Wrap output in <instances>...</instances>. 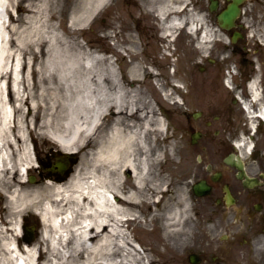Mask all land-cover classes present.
I'll return each instance as SVG.
<instances>
[{
  "label": "bare ground",
  "instance_id": "obj_1",
  "mask_svg": "<svg viewBox=\"0 0 264 264\" xmlns=\"http://www.w3.org/2000/svg\"><path fill=\"white\" fill-rule=\"evenodd\" d=\"M50 1L39 0L31 19L33 30L25 29L23 39L14 37L18 28L12 22L0 21V197L6 198L2 209L24 216L34 208L41 212L43 222L41 240L23 246L22 231L14 230L5 216L0 225V264H153L151 255L142 254L141 244L130 238L126 227L129 217L134 226H147L161 218L152 212L162 183L154 181L149 153L153 125L162 129L165 124L159 117L153 121L151 104L148 111L140 107L147 98L143 76L159 83V73L153 67H141L138 54L132 67H125L123 77L111 57H106V67H92L89 62L101 61L95 52L82 46L76 49L75 41L68 46V38L48 31ZM109 1L81 0L71 26H86ZM159 1L160 17L168 22L165 31L173 34L185 27L184 18L168 19L169 12L176 11L173 0ZM14 5L15 0H0V15L5 12L14 20ZM188 22L190 31L202 34L201 42L210 39L203 30L204 19L194 14ZM252 31L253 42L264 46V27ZM130 45L137 46L136 42ZM28 53L35 59L48 54L45 66L17 67L21 55ZM252 95L246 107L254 127L257 120H264L257 83ZM25 106L30 107L28 115ZM251 108H258L254 112L259 116ZM41 116L45 133L66 155L82 153V159L66 180L47 172L44 177L56 180L35 187L22 178L34 167L28 133ZM102 119L107 121L105 135L96 151L89 152ZM248 141L244 137L237 142L238 150H249Z\"/></svg>",
  "mask_w": 264,
  "mask_h": 264
},
{
  "label": "rangeland",
  "instance_id": "obj_2",
  "mask_svg": "<svg viewBox=\"0 0 264 264\" xmlns=\"http://www.w3.org/2000/svg\"><path fill=\"white\" fill-rule=\"evenodd\" d=\"M194 1L190 0L192 10L189 11V19L192 11L195 10ZM199 1L203 9V12L199 13V17L204 19L203 30L206 29L210 36L206 42H201L202 34L197 36L189 30L191 25H188V28L175 29L174 33L168 36H160L156 26L153 36L144 30L143 32L137 31L134 28L137 21L133 14L136 13L134 0H110L106 6L109 8H101L89 24L76 29L71 26V22L78 15L81 0L50 1L48 31L52 33L55 30L61 36L68 38V41H71L67 43L68 46L71 43L73 46L75 41L76 49L82 46L95 52L98 57H101V61L92 60L89 62L92 67H106L105 59L111 57L123 77L127 72L125 67H132L134 59L138 56L141 67H153V70L159 73V83L155 80L152 83L146 76H143L142 90L147 98L140 107L143 105L141 108H147L144 110L148 111L151 104L153 121L154 118L159 117L165 124L162 129L153 125L149 153L154 181L162 183L160 187L162 194L155 199L156 203L153 205L152 212L161 218L147 226L128 224L129 228L132 227V233L128 231L131 237H134L136 243L144 247L145 252L142 251V254L151 255L153 264H191L189 255L192 253H201L211 257L208 260L209 263L203 262L202 264H216L212 257H214L218 231L213 221L200 217L196 213L195 201L190 190L192 183L189 180L197 161L196 154L190 152L191 133L193 132L191 128L193 123L189 117L191 113L200 110L206 116L224 114L225 119L233 108L232 101H236L235 110L232 112L236 122L232 124L239 127V133L235 134L236 136L233 135L235 137L231 143L234 144L236 140H240V137L245 135L248 136V143L256 145L254 149L264 154V123L261 122L256 128L253 127L250 117L242 107L250 103L246 85L252 78H256L259 80L262 92L261 109L264 110V46L262 43L256 44L258 41L253 42L251 38L252 30H260L264 27V0H247L243 3L241 15L231 30L220 28L216 19L217 15L227 7L229 3L227 0H217L219 7L216 9L213 8L210 0ZM29 5L32 7H28ZM38 5L39 0H15L14 20L4 12L0 15V21H5L7 24L12 22L18 28L14 37L23 39L25 29L33 30L31 19ZM210 9L215 11L212 13ZM210 14L216 23H211ZM141 26H144V23ZM235 33L240 34L237 40L233 37ZM165 37H169L167 41L169 50L165 52L167 55L164 54L167 39ZM135 42L137 46L130 45ZM61 43L64 47V42L61 41ZM47 58L48 54L40 55L38 59L30 53L23 54L21 55L22 62L17 67H44ZM24 61H27V64ZM231 69L236 71L234 78L230 76ZM30 79L32 80V77ZM230 80H232L231 89L226 86ZM135 86H138V83ZM128 87L133 86L128 84ZM38 92V88H34V93L38 94ZM237 99L242 102L240 103ZM29 110L30 107L25 106L24 113L28 115ZM43 121V116L39 117L35 121L36 125L29 130V148L34 167L22 178L30 186L35 187L56 180L53 176H49L50 178L44 176L47 168H51L56 162V157L64 152L45 133L46 130L41 128ZM106 124L107 121L102 119L98 133L94 136L98 138L90 143L89 152L96 151L98 148L100 137L105 135ZM216 126L220 127L219 124ZM243 154L247 162H261L262 156L254 157V153L249 152ZM76 156L74 168L69 176L80 163L82 153ZM44 160L49 161V165L44 166ZM31 177H34L35 181L31 182ZM67 178L69 177L63 180ZM5 201L6 198L1 196L0 225H3V218L8 216L14 230L22 231L23 226L36 227L37 236L34 242L40 241V232L43 228L41 212L39 211L40 215H36L35 209L30 208L24 216L11 215L9 212L6 214L2 209ZM171 222L180 224L175 226L171 225ZM183 232L187 235H182ZM167 233L172 237L167 236ZM20 240L23 246L32 244L24 238L23 232ZM238 252L241 251L236 249L234 260L230 261L231 264L241 263L238 260L240 259Z\"/></svg>",
  "mask_w": 264,
  "mask_h": 264
},
{
  "label": "flooded vegetation",
  "instance_id": "obj_3",
  "mask_svg": "<svg viewBox=\"0 0 264 264\" xmlns=\"http://www.w3.org/2000/svg\"><path fill=\"white\" fill-rule=\"evenodd\" d=\"M134 1L136 13L133 14L137 18L134 28L137 31L144 30L153 36L156 26L160 36L172 35V32L165 31L168 22L160 17L158 11L162 3L159 0ZM171 4L176 11H170L168 19L184 18L183 25L187 27L189 11L192 10L190 0H173ZM200 5L199 0L194 1L192 15L199 17V13L203 12ZM210 21L216 23L212 16ZM143 23L144 26H141ZM235 104L236 101H232L233 108L225 119L224 114L206 116L200 110L189 115L193 123L190 152L196 154L197 160L189 180L192 183L190 190L196 213L213 221L218 231L212 260L216 264H231L235 250L239 249L240 264H264V154L255 149L253 156H262L261 162L245 161L242 170L237 167V164H242L237 158L238 150L231 143L235 134L239 133V127L232 124L236 122L232 116ZM218 124L221 128L216 126ZM240 174H245L243 180L239 178ZM247 178L252 186L245 185ZM198 257L200 264L209 263L211 259L209 255L201 253Z\"/></svg>",
  "mask_w": 264,
  "mask_h": 264
},
{
  "label": "water",
  "instance_id": "obj_4",
  "mask_svg": "<svg viewBox=\"0 0 264 264\" xmlns=\"http://www.w3.org/2000/svg\"><path fill=\"white\" fill-rule=\"evenodd\" d=\"M227 1L230 2V4L219 15V22H220V25L223 29L230 30L235 26V22L241 14L240 6L246 0H227ZM216 7H217L216 5L213 6L214 9H216ZM67 169H69L67 165L59 164V165H57V167L55 169H52L51 171L53 173H56V172L65 173L67 171ZM29 231L30 230H26L28 236L30 235Z\"/></svg>",
  "mask_w": 264,
  "mask_h": 264
}]
</instances>
